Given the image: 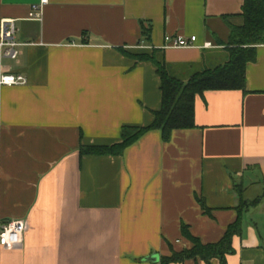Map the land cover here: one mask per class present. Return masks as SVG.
Listing matches in <instances>:
<instances>
[{"label": "crops", "instance_id": "1", "mask_svg": "<svg viewBox=\"0 0 264 264\" xmlns=\"http://www.w3.org/2000/svg\"><path fill=\"white\" fill-rule=\"evenodd\" d=\"M41 2L0 0L20 52L14 60L0 48V76L28 81L0 86V226L28 223L23 245L0 248V264H161L146 259L194 247L183 226L204 245L221 241L238 218L236 186L262 198L245 210L227 264H264V45L246 93L197 97L196 128L170 142L148 132L123 156L80 154L154 122L161 79L134 56L183 81L224 63L244 0H48L42 21L30 20ZM176 35L196 36L197 47L166 48Z\"/></svg>", "mask_w": 264, "mask_h": 264}, {"label": "trees", "instance_id": "2", "mask_svg": "<svg viewBox=\"0 0 264 264\" xmlns=\"http://www.w3.org/2000/svg\"><path fill=\"white\" fill-rule=\"evenodd\" d=\"M242 17L244 24L240 27L230 26L231 36L227 47V60L215 67L205 68L193 74L187 81L175 77L167 67L147 55L134 56L140 61H151L157 66L161 79L162 107L154 113V122L147 127L125 126L121 130V142L113 146L81 147L82 156H123L125 151L151 131H161L164 142L172 140L173 133L197 127L196 100L209 91L247 92L246 71L250 63L257 60V47L264 45V0H244ZM148 35L147 31H144ZM131 56V55H128ZM133 57V56H132ZM239 195L238 218L229 226L224 237L216 244L204 245L193 237L186 226L184 236L194 247L182 252L172 251L171 257L161 258V264H178L187 260H198L210 264L218 259L220 264H227V255L233 254V239L243 232V214L245 210L256 206L261 198L248 200L244 190L236 186ZM264 195V194H263ZM208 213L204 201L199 200Z\"/></svg>", "mask_w": 264, "mask_h": 264}, {"label": "built area", "instance_id": "3", "mask_svg": "<svg viewBox=\"0 0 264 264\" xmlns=\"http://www.w3.org/2000/svg\"><path fill=\"white\" fill-rule=\"evenodd\" d=\"M48 0H42L40 6H35L29 15L30 20L42 21V9ZM0 48L3 54L11 59H18L20 52L19 43L16 41L18 32L17 20L3 19L0 23ZM197 37L190 38L183 35L167 36L166 48L169 49H190L197 47ZM205 48H213L211 42L203 45ZM28 83L23 75L2 74L0 76V86H23ZM28 230V223L25 220H13L0 226V248L12 250L21 246L25 242V234Z\"/></svg>", "mask_w": 264, "mask_h": 264}, {"label": "water", "instance_id": "4", "mask_svg": "<svg viewBox=\"0 0 264 264\" xmlns=\"http://www.w3.org/2000/svg\"><path fill=\"white\" fill-rule=\"evenodd\" d=\"M160 260H161V258H160V256L157 255V254H154V255H152V256H150V257H148V258L146 259L147 262H152V263H159Z\"/></svg>", "mask_w": 264, "mask_h": 264}]
</instances>
